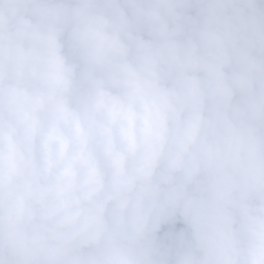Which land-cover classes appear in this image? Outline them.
<instances>
[{"label": "clouds", "instance_id": "obj_1", "mask_svg": "<svg viewBox=\"0 0 264 264\" xmlns=\"http://www.w3.org/2000/svg\"><path fill=\"white\" fill-rule=\"evenodd\" d=\"M0 264H264V0H0Z\"/></svg>", "mask_w": 264, "mask_h": 264}, {"label": "trees", "instance_id": "obj_2", "mask_svg": "<svg viewBox=\"0 0 264 264\" xmlns=\"http://www.w3.org/2000/svg\"><path fill=\"white\" fill-rule=\"evenodd\" d=\"M98 159H100L101 160V163H102V157H99V154H98Z\"/></svg>", "mask_w": 264, "mask_h": 264}]
</instances>
